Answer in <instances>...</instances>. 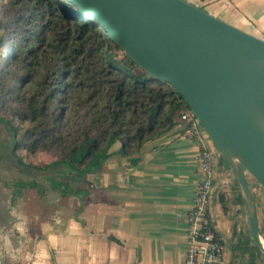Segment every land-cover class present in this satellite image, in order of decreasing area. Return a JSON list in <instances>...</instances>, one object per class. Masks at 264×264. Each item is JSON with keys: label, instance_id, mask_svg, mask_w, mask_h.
I'll return each mask as SVG.
<instances>
[{"label": "crops", "instance_id": "obj_1", "mask_svg": "<svg viewBox=\"0 0 264 264\" xmlns=\"http://www.w3.org/2000/svg\"><path fill=\"white\" fill-rule=\"evenodd\" d=\"M187 1L264 39V0ZM199 152L177 116L139 149L108 154L88 169L84 190L51 200L59 204L38 195L18 202L0 223V237L11 235L18 248L9 264H187V216L203 178ZM212 167L209 210L224 264H264L234 171L218 153ZM250 184L264 239V189L253 177Z\"/></svg>", "mask_w": 264, "mask_h": 264}, {"label": "trees", "instance_id": "obj_2", "mask_svg": "<svg viewBox=\"0 0 264 264\" xmlns=\"http://www.w3.org/2000/svg\"><path fill=\"white\" fill-rule=\"evenodd\" d=\"M0 58V94L30 122V149L55 147L71 168H96L117 140L135 151L191 110L69 0H0Z\"/></svg>", "mask_w": 264, "mask_h": 264}, {"label": "water", "instance_id": "obj_3", "mask_svg": "<svg viewBox=\"0 0 264 264\" xmlns=\"http://www.w3.org/2000/svg\"><path fill=\"white\" fill-rule=\"evenodd\" d=\"M69 1L184 98L234 171L264 252L250 184L253 177L264 189V39L187 0ZM121 147L107 145L101 162Z\"/></svg>", "mask_w": 264, "mask_h": 264}, {"label": "flooded vegetation", "instance_id": "obj_4", "mask_svg": "<svg viewBox=\"0 0 264 264\" xmlns=\"http://www.w3.org/2000/svg\"><path fill=\"white\" fill-rule=\"evenodd\" d=\"M2 108L0 106V223H7L10 211L18 202H24L27 191L41 196L51 205L59 204L58 201H51L57 197V193H60L58 199L74 194L76 191L71 189L68 179L85 176L88 162L71 168L60 160L45 167L28 161L23 157L29 154L28 130L22 132L13 124L14 113L11 110L2 111ZM59 164L63 165L62 169H53ZM13 222L15 236L21 235L23 230L20 228V220ZM17 250L11 235L0 237V264H9L8 255ZM18 256L20 258V254Z\"/></svg>", "mask_w": 264, "mask_h": 264}, {"label": "built area", "instance_id": "obj_5", "mask_svg": "<svg viewBox=\"0 0 264 264\" xmlns=\"http://www.w3.org/2000/svg\"><path fill=\"white\" fill-rule=\"evenodd\" d=\"M182 125L187 126V135L199 146V160L203 178L198 184L193 206L188 213L187 264H224L223 243L215 231L210 216L212 193L213 160L217 150L201 121L192 110H185L179 116ZM214 146V145H213Z\"/></svg>", "mask_w": 264, "mask_h": 264}, {"label": "rangeland", "instance_id": "obj_6", "mask_svg": "<svg viewBox=\"0 0 264 264\" xmlns=\"http://www.w3.org/2000/svg\"><path fill=\"white\" fill-rule=\"evenodd\" d=\"M1 48H4L3 46ZM2 62V58H0V64ZM0 106H3L1 109L2 111H9L11 110L14 113L13 116V124L19 129L24 132L29 129L30 127V122L26 120H20L18 115H16V112L14 110V104L8 101V99H5L4 95L0 94ZM29 154L28 156H23L26 158L28 161L35 163L37 165H40L42 167L51 165L55 161L60 160V151H58L55 147H50L47 149H38V150H31L29 148ZM85 182H86V175L84 176H76L74 178L68 179V183L70 184L71 189L75 191H81L84 190L85 187ZM31 191L26 192L25 198L29 196H35L34 193H30ZM36 197V196H35Z\"/></svg>", "mask_w": 264, "mask_h": 264}]
</instances>
